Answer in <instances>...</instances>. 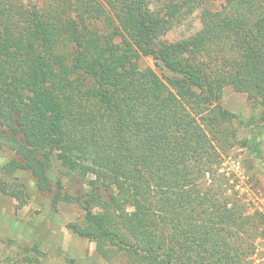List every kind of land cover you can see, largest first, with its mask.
Returning a JSON list of instances; mask_svg holds the SVG:
<instances>
[{"label":"trees","instance_id":"obj_1","mask_svg":"<svg viewBox=\"0 0 264 264\" xmlns=\"http://www.w3.org/2000/svg\"><path fill=\"white\" fill-rule=\"evenodd\" d=\"M204 1L0 0V149L11 152L1 168L30 173L53 205L79 204L83 223L67 227L102 241L107 261L264 264V220L220 172L237 144L264 168L254 135L230 128L264 124V0ZM197 8L196 32L163 38ZM228 85L259 113L223 108ZM54 154L87 190L53 189ZM0 191L20 202L27 193L3 181Z\"/></svg>","mask_w":264,"mask_h":264},{"label":"rangeland","instance_id":"obj_2","mask_svg":"<svg viewBox=\"0 0 264 264\" xmlns=\"http://www.w3.org/2000/svg\"><path fill=\"white\" fill-rule=\"evenodd\" d=\"M223 2L224 0H205L204 6L218 9ZM200 13L201 8H197L176 18L163 38L174 41L196 32L201 27ZM144 64L154 68L151 58L145 57ZM220 104L246 120L254 112L259 113V109L253 107L244 92H238L229 85L223 89ZM253 122L250 126H244L234 121L230 128L238 139L254 135L264 161V124L256 116ZM10 156L8 149H0V181L11 187L18 186L27 193L20 202L0 191V260L25 259L23 264H126L121 256L107 261L102 256V241L80 237L67 227L69 223H83L84 211L79 204L61 200L53 205L50 201L52 193L37 192L30 173L18 170L6 173L1 167ZM222 158L220 172L228 178L229 184L233 185L237 195L246 204L247 213H256L264 220V168L260 161L238 144L227 148ZM48 174L54 190L56 186H63V189L75 194L87 190L86 179L62 166L58 154L51 157ZM227 193H232V189H228ZM91 209L95 213L99 212L97 206ZM259 230L262 233L256 240L255 257L257 261L264 263L263 223Z\"/></svg>","mask_w":264,"mask_h":264}]
</instances>
